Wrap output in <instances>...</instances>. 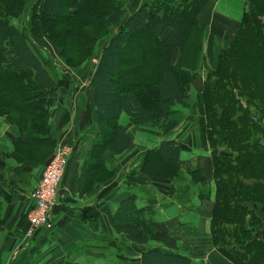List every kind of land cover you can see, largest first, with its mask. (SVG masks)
Masks as SVG:
<instances>
[{
    "label": "trees",
    "instance_id": "obj_1",
    "mask_svg": "<svg viewBox=\"0 0 264 264\" xmlns=\"http://www.w3.org/2000/svg\"><path fill=\"white\" fill-rule=\"evenodd\" d=\"M81 1L34 0L32 21L39 22L33 27L35 32L41 26L61 48L71 38L86 46L101 40L108 34L93 39L80 31V24L72 22L87 19L82 13L90 11L88 5L79 16L74 12L84 6L85 0ZM99 1L103 5L97 10L104 28H117L118 32L104 45L88 79L92 92L89 100L103 131H99L90 155L94 148L99 150L97 166L104 175L97 177L91 169L83 190L80 176L82 198L95 196L102 184L115 178L116 169H106L105 152L121 156L131 150L133 140L120 124L124 115L136 127L157 125L169 121L175 109L190 98L206 61V25L210 19L205 16L207 21H203L202 17L218 0H183L180 6L179 0H131L128 5L119 0ZM27 3L0 0V118H6L20 133L14 156L37 167L47 166L54 156L47 161L48 153L58 143L50 121L53 105L60 99V85L24 32L12 23L26 11ZM69 10L70 17L63 22ZM69 22L74 24L71 29L59 30ZM48 26L50 31H46ZM193 30L199 34L190 40ZM177 53L180 61L174 65ZM214 67L207 70L202 91L195 99L201 147L211 151L214 168L215 196L206 198L212 202L211 241L232 264H264V0H246L237 32L217 53ZM128 70L134 71L127 76L129 84L124 85L120 78ZM182 151L180 142H162L147 154L142 173L159 180L177 176L179 181L183 176ZM190 175L193 182L207 184L200 173ZM153 215L152 211H138L135 200L128 198L113 213L112 227L145 248L140 264H193L190 257L180 253L170 233L151 227ZM150 243L167 251L147 249ZM74 258L59 263L76 264Z\"/></svg>",
    "mask_w": 264,
    "mask_h": 264
},
{
    "label": "crops",
    "instance_id": "obj_2",
    "mask_svg": "<svg viewBox=\"0 0 264 264\" xmlns=\"http://www.w3.org/2000/svg\"><path fill=\"white\" fill-rule=\"evenodd\" d=\"M219 1L213 3L206 11L207 15L205 12L202 17L203 21H207L205 16L210 19L209 24L206 25L205 67L203 66L202 77H199L193 84L190 98L173 112L171 119L177 114L181 115L176 117L178 121H172L169 124L168 121H162L157 125H150L153 128L152 132H155L161 142L153 148L147 144L146 146L149 147V149L146 148L147 150L136 148L134 135L138 129L142 128L133 126L131 122L124 126L133 140L131 150L121 156L105 152L106 165L116 169V176L112 181L102 184L95 196L85 198L80 196L76 188L80 186L82 161L86 158L81 157V153L86 152L90 155L91 148L99 135L96 132L100 128L95 120V109L89 100L92 92L88 88L87 93L81 96L78 103L86 107L82 123H87L86 118H89L90 126L87 130L94 131L88 141L80 139L82 135L75 140L76 154L69 163L65 177L71 166L74 167V172L64 177L60 196L63 198L64 195V202L72 199L74 202H67L75 203L73 206L82 211L83 218H77L80 213L75 212V218H66L64 222H59L55 221L56 213L50 230H54L51 234V243L45 249L38 250V247H35L37 235L32 239L26 236L25 214L27 203L32 202L33 192L40 183L46 164L32 167L26 165L24 158L18 160L16 157L19 156L15 157L14 153L20 133L6 118H0V257L2 264L9 261H13V264L15 262L16 264H27L28 262L51 264L55 260L52 256L57 255V252L63 249L62 244L69 242L72 244L71 250L64 257L79 256L75 261L76 264H95L96 261L104 264H140L145 248L137 246L128 236L119 234L112 227L113 213L128 198L135 200L138 211L154 212L150 218L151 227L158 232L170 233L177 240L180 253L190 257L193 264H232L214 248L211 241L212 202L206 198L215 196L214 168L211 151L201 147L199 117L195 101L196 96L202 91L207 70L216 65L217 53L226 48L229 41L234 38L238 23L241 21V19L237 21L219 13L217 11ZM13 25L19 28L16 23ZM179 61L180 55L177 53L174 57V65H178ZM192 100L193 106L188 104ZM189 108H192L195 119L189 117ZM164 141H177L183 144L180 169L183 176L179 181H177V176H164V180H159L148 178L142 173L147 154L158 149ZM57 144H60V140ZM183 154L191 155V157L183 158ZM37 160L40 159L37 158ZM190 173H200L207 180V184L200 185L193 182ZM136 178L157 188L151 191L152 194H147L141 190L145 186L143 182L140 185H129V179ZM113 181H117L114 187H112ZM165 185H170L171 189L165 190ZM171 191H174V194L170 195ZM62 202L59 203V207L62 206ZM99 222H103L107 229H98L96 226ZM80 231L83 232L80 233ZM58 232H63V238L54 235ZM73 232L76 233L73 234ZM116 241L121 242V245L115 246ZM107 242L106 246L100 245ZM10 243L14 244L15 248H10ZM146 248L166 250L156 243H150ZM106 253L112 254L116 259L113 260Z\"/></svg>",
    "mask_w": 264,
    "mask_h": 264
},
{
    "label": "rangeland",
    "instance_id": "obj_3",
    "mask_svg": "<svg viewBox=\"0 0 264 264\" xmlns=\"http://www.w3.org/2000/svg\"><path fill=\"white\" fill-rule=\"evenodd\" d=\"M27 9L26 11L21 15V17H18L17 19L13 20V24L19 25V28L24 34L27 36L30 46L33 48V50L39 54V56L42 58V60L45 62V64L48 66L49 71L54 76V78L59 82L60 85V99L58 102L54 103L52 108V117H51V125L54 129V135L56 136V139H58V142L60 140V144L56 143L55 147L51 148L50 154L48 153V160L57 153L59 150L69 147L72 149L73 156L76 154V144L75 140H78L80 135V139H84L88 141L89 137H91V134L94 130L88 131L87 129L90 126L89 118L87 119V123H82V117L85 115L86 107L82 106L79 102L81 96L85 95L87 93V90L89 88V82L88 79L94 72L96 65L98 64V59L100 57L101 50L103 49L104 45L108 43L109 38L114 33L118 32V29H111L104 28L105 23L104 21L99 17V11L97 10L100 8L103 3L99 0H85L84 6L78 7L74 10V12L78 11L76 16H79L80 11L85 10L86 5L89 6L90 11L86 9L82 14H85L87 19H82L78 21H72L76 22L77 24L81 25L80 31H86L87 37L93 36V39H97L98 34L101 33H107L105 37H103L101 40H98L95 44L93 43V40L91 43H89L87 46L86 44H82L78 41L76 38H71L69 41L67 40V44H63V47H56L52 40L48 37L46 33H44V30L41 26L39 27V31L35 32V29L33 28L35 24L39 23L37 20L32 21V16L34 13L31 10V7L33 6L34 0H27ZM125 2L127 5L129 1L131 0H119ZM83 2V0L81 1ZM183 2V0H179L178 5L180 6V3ZM182 4V3H181ZM246 10V0H220L218 2L217 11L221 14L227 15L229 18L239 21L242 18L243 13ZM68 13V12H67ZM71 10H69L68 15H64L62 17L64 20L63 22L67 21L70 17ZM81 14V15H82ZM91 19V20H90ZM41 21H43L41 19ZM95 23L97 27L95 28H86L83 27V25L90 26L91 24ZM67 24L65 27L61 28L59 27V30L63 29H71L72 24L71 22L65 23ZM183 27L182 25H180ZM45 29V28H44ZM86 29V30H85ZM46 30V29H45ZM50 31L49 26L48 30ZM190 34V40H195L197 38V34H199L196 30L191 31ZM89 35V36H88ZM144 36H141L143 38ZM54 42V41H53ZM136 58V57H135ZM187 64H191V62H187ZM132 71L134 70H128L124 73V75L120 78V81L124 83V85H128L129 82H127V76H129ZM194 96V95H192ZM149 102V101H147ZM151 104V103H150ZM189 105L193 106L194 102L192 100L191 103H188ZM151 106V105H150ZM189 106V107H191ZM178 109V108H177ZM181 116L180 114H177L174 118L170 119L168 121V124L172 121H178L176 120V117ZM189 117L190 118H196L195 114L192 112V108H189ZM96 120V119H95ZM85 122V121H84ZM120 124L123 126H127L130 124V119L127 115H124L121 118ZM58 126V129H56ZM136 127V126H135ZM100 128V127H98ZM142 129H138L134 135L136 140V148L140 150H147V144H150V148L155 147L157 144L161 142L159 137L155 134V132H152V127L150 125L140 127ZM101 131V129L99 130ZM97 130L96 134H99ZM103 132V131H101ZM103 136V134H102ZM77 142V141H76ZM72 143L74 145H72ZM97 143V141H96ZM83 144V143H82ZM81 147V146H80ZM90 149V148H89ZM99 150L94 148V153L89 155L86 152L81 153V157H86L84 161H82L84 164V167L81 170V175L83 176L82 179V190L85 185L87 172L95 171L98 175L97 177H103V170L99 168V161L96 159H99ZM83 154V155H82ZM189 158L191 155L183 154V158ZM135 163L133 164V166ZM108 170H111L110 168H106ZM45 171V170H44ZM74 172V167L71 166L69 171L67 172L66 177L70 176L71 173ZM44 174V173H43ZM81 176V177H82ZM43 177V175H42ZM65 177V178H66ZM143 182L142 179L136 178V179H129L128 183L129 185H140ZM79 183H81V178ZM115 183L117 181L112 182V187H114ZM143 188L142 191H145L147 194H152L151 191L156 189L157 187H154L152 185H149L146 181L143 182ZM148 186V187H146ZM81 185L76 187L78 191H81ZM145 187V188H144ZM165 190H170V185L164 186ZM63 192V191H62ZM72 193V190H70ZM170 195L174 194V191L169 192ZM64 195L63 198L61 196V207L59 209H56L57 211L56 219L55 221L64 222L66 218H75V212L80 213V216L77 218L82 219L83 213L82 211L75 208L73 205L75 203L71 204L69 202H74L72 199H68L69 202H64ZM28 202V201H27ZM26 202V203H27ZM25 203V204H26ZM32 208V202L31 204L27 203V213L25 214V229L28 230L30 228L27 215L29 211ZM60 217L58 218V216ZM128 218H131L129 214L126 215ZM59 219V220H58ZM24 223V222H23ZM53 224V221L50 223L48 227L43 229L41 232L37 235V243L35 247H38L37 249H45L50 243H51V234H53L54 230H51V226ZM98 229H107V226L103 222H99L96 226ZM52 232V233H51ZM83 231H80V233ZM76 232H73V234ZM63 232L55 233L54 235L57 237L63 238ZM117 239V238H116ZM47 240V241H46ZM46 241V242H45ZM29 243V242H28ZM25 244L27 245V242L25 241ZM62 244V243H61ZM90 245H94L93 243H88ZM63 249L57 252L58 254L53 255V259H55L51 264L59 263V261H68L70 260V257H64V255L69 252L71 249V242L62 244ZM78 245V244H77ZM107 243H104L103 246H106ZM121 245V242L116 241V246L118 247ZM10 248H15V245L10 243ZM23 248V247H21ZM20 248V249H21ZM33 249V248H32ZM108 251V250H106ZM56 253V252H55ZM107 256L115 260L116 258L110 254L106 253ZM79 256H75V261L78 259ZM3 264H13V261H9L8 263ZM27 264H33V262H28ZM95 264H104L101 261H96Z\"/></svg>",
    "mask_w": 264,
    "mask_h": 264
},
{
    "label": "built area",
    "instance_id": "obj_4",
    "mask_svg": "<svg viewBox=\"0 0 264 264\" xmlns=\"http://www.w3.org/2000/svg\"><path fill=\"white\" fill-rule=\"evenodd\" d=\"M72 155L68 146L54 154L45 168L41 182L33 192V209L29 213L30 228L27 237L32 238L39 230L49 226L58 206L60 186Z\"/></svg>",
    "mask_w": 264,
    "mask_h": 264
}]
</instances>
